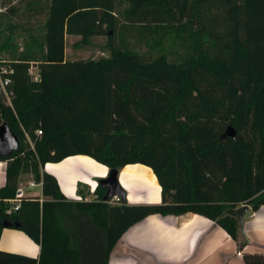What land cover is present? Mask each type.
<instances>
[{
	"label": "trees",
	"instance_id": "1",
	"mask_svg": "<svg viewBox=\"0 0 264 264\" xmlns=\"http://www.w3.org/2000/svg\"><path fill=\"white\" fill-rule=\"evenodd\" d=\"M174 9L178 20L151 21ZM66 35L107 36L110 55L67 62ZM13 44L8 37L0 46V71H11L0 76L10 80L0 85V125L19 147L0 158V236L22 231L40 253L0 250V264H108L135 224L188 213L215 222L243 251L247 240L227 212L264 205V0H50L43 40L30 38L21 52ZM227 127L235 140L220 139ZM73 156L109 170L150 168L161 203L112 204L99 184L92 201L67 200L42 168ZM23 174L41 185L42 198L25 195L11 211ZM242 261L264 264V254L243 253Z\"/></svg>",
	"mask_w": 264,
	"mask_h": 264
},
{
	"label": "crops",
	"instance_id": "2",
	"mask_svg": "<svg viewBox=\"0 0 264 264\" xmlns=\"http://www.w3.org/2000/svg\"><path fill=\"white\" fill-rule=\"evenodd\" d=\"M42 172L55 177L67 200L88 202L94 199L97 180L107 178L109 169L88 157L73 156L45 164ZM139 177H144L146 182ZM117 179L128 205L161 203V187L150 168L125 166L118 171ZM30 182H33L30 175H21L19 188L25 195L42 198L41 185L30 188ZM4 185L5 163L0 162V188ZM243 230L240 236L247 240V245L239 252L236 242L223 229L201 215H152L122 235L111 251L108 264H243V253L264 254V205L254 213L249 210ZM0 250L35 259L40 253L36 243L14 229H3Z\"/></svg>",
	"mask_w": 264,
	"mask_h": 264
},
{
	"label": "rangeland",
	"instance_id": "3",
	"mask_svg": "<svg viewBox=\"0 0 264 264\" xmlns=\"http://www.w3.org/2000/svg\"><path fill=\"white\" fill-rule=\"evenodd\" d=\"M50 0H0V5L6 7L8 11L2 9L6 18L3 20L2 29L0 32V46L8 37L14 42L13 46L17 47L21 52L22 46L29 42V39L43 40L46 31V21L48 17V5ZM12 9V11H10ZM159 10V8L157 9ZM173 16L165 18H155L152 22L161 21H176L180 18L179 11ZM113 41L115 47L120 46L119 34L116 31ZM157 43H160V37H155ZM133 48L139 53H148V49L144 44L135 45ZM110 51L108 50V37L101 35H89L88 37L80 36H65L64 56L67 62L99 60L101 58H108ZM7 56L0 51V62H6ZM32 78L37 77L35 69L30 70ZM138 176L141 172L138 171ZM123 175H121V178ZM25 178V177H24ZM125 179V177H124ZM140 181L146 182L144 177H139ZM33 180V179H32ZM98 183V180H97ZM118 199L113 200V204H117ZM145 205V204H140ZM240 205L237 208H240Z\"/></svg>",
	"mask_w": 264,
	"mask_h": 264
},
{
	"label": "water",
	"instance_id": "4",
	"mask_svg": "<svg viewBox=\"0 0 264 264\" xmlns=\"http://www.w3.org/2000/svg\"><path fill=\"white\" fill-rule=\"evenodd\" d=\"M236 132L231 128L227 127L224 133L220 136V139L231 138L235 140ZM19 141L17 136L11 131L6 125H0V158H6L18 151ZM118 171L109 170L107 178L98 181L101 188L106 190L104 197L105 201H110L114 197H119L121 200H125V192L118 183ZM250 208L247 205H242L240 208L235 210H229L228 215L235 218L238 224L239 231L243 234L245 216L249 212ZM6 226V224H4Z\"/></svg>",
	"mask_w": 264,
	"mask_h": 264
},
{
	"label": "built area",
	"instance_id": "5",
	"mask_svg": "<svg viewBox=\"0 0 264 264\" xmlns=\"http://www.w3.org/2000/svg\"><path fill=\"white\" fill-rule=\"evenodd\" d=\"M9 73H11V71L9 69H6V68H1V71H0V76L2 75H8ZM10 84V80L8 78H5L3 80H1L0 78V85H1V88L4 90L6 86H8ZM35 134L37 136H41L42 133L40 130L36 131ZM38 184L34 183V182H30L28 184V186L30 188H34L36 187ZM40 185V184H39ZM25 194L23 192L22 189L18 188V190L16 191V194H15V199H13L12 201H10V210L11 211H18L19 210V207H20V199L22 197H24ZM114 199H118V197H114L112 200H111V203L113 204V200Z\"/></svg>",
	"mask_w": 264,
	"mask_h": 264
},
{
	"label": "bare ground",
	"instance_id": "6",
	"mask_svg": "<svg viewBox=\"0 0 264 264\" xmlns=\"http://www.w3.org/2000/svg\"><path fill=\"white\" fill-rule=\"evenodd\" d=\"M70 165H71V164H70ZM51 167H53V166L49 165V168H51Z\"/></svg>",
	"mask_w": 264,
	"mask_h": 264
}]
</instances>
